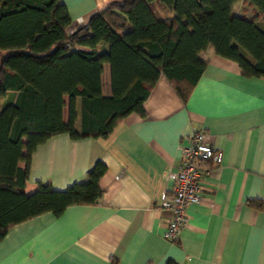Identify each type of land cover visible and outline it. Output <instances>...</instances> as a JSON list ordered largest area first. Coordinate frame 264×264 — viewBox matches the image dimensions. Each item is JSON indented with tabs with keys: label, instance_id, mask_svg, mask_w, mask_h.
Segmentation results:
<instances>
[{
	"label": "crops",
	"instance_id": "0c3cea01",
	"mask_svg": "<svg viewBox=\"0 0 264 264\" xmlns=\"http://www.w3.org/2000/svg\"><path fill=\"white\" fill-rule=\"evenodd\" d=\"M60 1L71 32L113 0ZM238 3L232 11L242 14ZM199 57L206 65L186 99L160 74L143 102L144 116L127 114L105 137L62 132L36 146L26 193L37 181L56 189L83 181L96 160L105 164L102 193L95 204L69 205L59 215L44 212L9 227L0 238V264H264V209L250 204L264 201V79L243 76L231 50L221 56L207 46ZM102 93L110 94L107 63ZM196 130L221 150L222 160L198 162L201 198L185 207L186 224L169 241L162 232L171 212L158 204L171 193L183 136Z\"/></svg>",
	"mask_w": 264,
	"mask_h": 264
},
{
	"label": "trees",
	"instance_id": "16d2710c",
	"mask_svg": "<svg viewBox=\"0 0 264 264\" xmlns=\"http://www.w3.org/2000/svg\"><path fill=\"white\" fill-rule=\"evenodd\" d=\"M236 2L252 15L233 13ZM70 23L60 0H0V238L19 222L101 196V160L83 181L63 189L37 181L25 192L31 153L48 137H105L127 114L144 116L160 74L186 99L207 46L221 56L231 50L243 76L264 79V0H113L71 32ZM250 204L264 209L260 199Z\"/></svg>",
	"mask_w": 264,
	"mask_h": 264
},
{
	"label": "built area",
	"instance_id": "2783aa9c",
	"mask_svg": "<svg viewBox=\"0 0 264 264\" xmlns=\"http://www.w3.org/2000/svg\"><path fill=\"white\" fill-rule=\"evenodd\" d=\"M183 139L180 162L177 169L170 173L173 180L171 193L163 194L158 204V208L171 212V218L162 232V236L169 241L177 240L186 224L185 207L197 203L201 198L198 162L206 161L211 166H218L222 160L221 150L206 140L203 131H193L184 135Z\"/></svg>",
	"mask_w": 264,
	"mask_h": 264
},
{
	"label": "rangeland",
	"instance_id": "374dc122",
	"mask_svg": "<svg viewBox=\"0 0 264 264\" xmlns=\"http://www.w3.org/2000/svg\"><path fill=\"white\" fill-rule=\"evenodd\" d=\"M103 5H106V4H103ZM242 9L244 11V14L249 15V16L252 15L251 8L247 4L239 2L236 5V9L235 10H236L237 13H240L242 11ZM3 100H4V98H0V105L3 102ZM65 110H66V108H65Z\"/></svg>",
	"mask_w": 264,
	"mask_h": 264
}]
</instances>
